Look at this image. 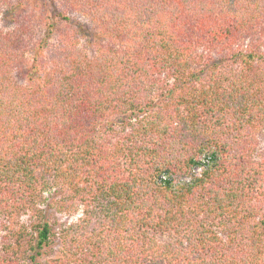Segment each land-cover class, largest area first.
Segmentation results:
<instances>
[{"label": "trees", "instance_id": "trees-1", "mask_svg": "<svg viewBox=\"0 0 264 264\" xmlns=\"http://www.w3.org/2000/svg\"><path fill=\"white\" fill-rule=\"evenodd\" d=\"M50 4L0 0V264H264V0Z\"/></svg>", "mask_w": 264, "mask_h": 264}, {"label": "rangeland", "instance_id": "rangeland-1", "mask_svg": "<svg viewBox=\"0 0 264 264\" xmlns=\"http://www.w3.org/2000/svg\"><path fill=\"white\" fill-rule=\"evenodd\" d=\"M13 1L18 5H20L22 8L23 15L19 16V18L21 19L25 18L26 22L31 21V24L33 25L32 28L33 30H35L34 37L36 38V36L40 37L46 34L45 37L48 42V48L49 46L50 48H53V45L57 43V38L61 39V34L68 31V29H70L67 23L59 22L55 33H51V35H47L50 33L49 32L47 33L48 26H46L44 14H46V12H52L50 0H13ZM44 1L46 2V4L44 3ZM71 15L74 18L73 20L78 19L82 23H87L88 25H90V27H92L91 26L92 22H90V20L87 17H85L83 14L74 12ZM7 19H9V16L5 12H2L0 14V24L3 27L7 25L6 23ZM80 40H81V45L84 46L85 49H87L89 52H91V50L93 49L92 47L93 43L91 37L88 34H84L82 38L80 37ZM33 53H34L33 51H29L26 55L25 63L27 65V68L30 67L33 62ZM261 144L264 146V140L262 141ZM195 172H201V169L196 168ZM58 196L59 194L56 193L55 191L46 193L47 202H45L42 205L46 214L45 219L49 221L53 230L56 233H59L62 227L66 226L67 224H69L70 222L76 219V216L74 215H69L60 212L57 209L56 204L50 205L51 203L54 202V200L58 198ZM33 219L34 218L31 216V214H27L23 217V221L28 224ZM4 232L5 231H3L1 234H3ZM59 247H60L59 242H56L51 248H48L40 256V260L46 261L48 258L56 256L59 252Z\"/></svg>", "mask_w": 264, "mask_h": 264}]
</instances>
